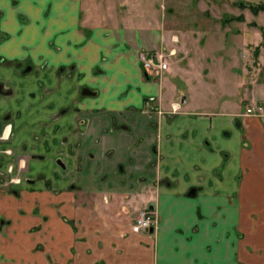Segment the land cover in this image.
Listing matches in <instances>:
<instances>
[{"label": "crops", "instance_id": "1", "mask_svg": "<svg viewBox=\"0 0 264 264\" xmlns=\"http://www.w3.org/2000/svg\"><path fill=\"white\" fill-rule=\"evenodd\" d=\"M91 2L0 0V169L24 177L0 189V248L37 250L0 264H264V113L197 107L188 86L207 69L181 66L178 85L164 25L101 23ZM235 75L264 102V76ZM144 207L156 221L135 230Z\"/></svg>", "mask_w": 264, "mask_h": 264}, {"label": "rangeland", "instance_id": "2", "mask_svg": "<svg viewBox=\"0 0 264 264\" xmlns=\"http://www.w3.org/2000/svg\"><path fill=\"white\" fill-rule=\"evenodd\" d=\"M88 1L90 7L92 2L91 0H86V3ZM239 1L95 0V4L98 5L100 17L98 21L101 23L120 22L125 15L132 14L138 17L141 12L143 13L142 15L147 16L146 20H148L149 25H164V31L170 34V38L173 41L167 42L165 48L162 49L167 56L166 58L174 57L171 56L172 53L178 57L183 56L185 60L181 64L179 62L176 63L180 65L175 77L178 85L186 87L183 81L178 80V77L182 75L181 66L185 68V65H187L191 69L202 67L207 69V74L202 71L204 72L202 80L199 72L198 75L197 73L192 74L191 76L195 79V82L188 86L190 94L193 96V102L197 107L213 111L212 115L219 111L231 112L233 109L235 111H241L242 109L247 113L260 115L264 113V102L260 99H255L253 84L247 83L248 80H245L238 88L235 83V74L241 73L244 78L255 75L258 82L264 76V66L261 63L264 61V56L259 62L256 55H253L252 52L255 39L258 38V32H260L261 37L262 35L264 36V24L247 21L251 17L253 18L254 12L249 9L248 5L244 7L238 6ZM243 1L257 3L264 0ZM242 12L247 14V16L236 18ZM132 17L135 18V16ZM258 17L262 19L263 15L260 14ZM95 19V17H92L93 21ZM173 34L177 35L179 40ZM172 48H175L174 51ZM259 70H263V73H259ZM151 78L157 80L159 75ZM223 93H226L227 99L225 103H217L216 97ZM181 105L186 106L187 104L181 103ZM236 106H238V109ZM247 107L251 109L247 111ZM8 150V148H4L0 151V160L9 154ZM19 173L20 170L18 173L13 171L11 164L6 165V169H0V178H3V181H0V189H13L10 184L18 182L15 180L17 178H21V180L24 178L18 177ZM4 180H7L6 184ZM14 252L17 253V256H34L35 254L32 253L37 252V250L14 245H7L6 248L3 244L0 248V263L2 261L10 263L6 258L11 259L10 253L14 254Z\"/></svg>", "mask_w": 264, "mask_h": 264}, {"label": "built area", "instance_id": "3", "mask_svg": "<svg viewBox=\"0 0 264 264\" xmlns=\"http://www.w3.org/2000/svg\"><path fill=\"white\" fill-rule=\"evenodd\" d=\"M138 57L140 58L143 66L146 69H156L159 71L163 69L167 65V61L164 60L162 53H150V52H143L140 51L138 53ZM251 108L247 107V111ZM156 221L155 214L152 210L148 209L147 207L141 208L138 210L137 214L135 215L134 221L132 223V228L135 230L138 229H147L152 226Z\"/></svg>", "mask_w": 264, "mask_h": 264}, {"label": "trees", "instance_id": "4", "mask_svg": "<svg viewBox=\"0 0 264 264\" xmlns=\"http://www.w3.org/2000/svg\"><path fill=\"white\" fill-rule=\"evenodd\" d=\"M247 5L254 13H256L260 9H264V1L257 2V3H252V2H247V1L240 0L238 2V6H240V7H244V6H247ZM242 17H243L242 14L236 16V18H242Z\"/></svg>", "mask_w": 264, "mask_h": 264}, {"label": "flooded vegetation", "instance_id": "5", "mask_svg": "<svg viewBox=\"0 0 264 264\" xmlns=\"http://www.w3.org/2000/svg\"><path fill=\"white\" fill-rule=\"evenodd\" d=\"M29 65H30V64L27 63V64L25 65V67H27V66H29ZM161 71H162V70H159V71H157L156 73L159 74V73H161ZM9 90H10V88H8V87L4 88V87H3V82L0 81V93L7 92V91H9Z\"/></svg>", "mask_w": 264, "mask_h": 264}, {"label": "water", "instance_id": "6", "mask_svg": "<svg viewBox=\"0 0 264 264\" xmlns=\"http://www.w3.org/2000/svg\"><path fill=\"white\" fill-rule=\"evenodd\" d=\"M28 68H29V66H27V69ZM89 92H91V90L89 88H87V87H83L82 88V93H89ZM194 190H195V188L194 187H191L188 193L189 194H193L194 193ZM150 228H151V226H150Z\"/></svg>", "mask_w": 264, "mask_h": 264}]
</instances>
